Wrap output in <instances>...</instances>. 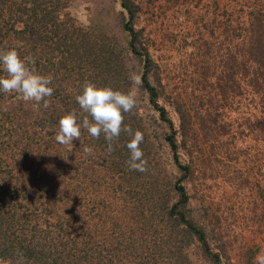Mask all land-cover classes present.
Listing matches in <instances>:
<instances>
[{
    "label": "trees",
    "instance_id": "trees-1",
    "mask_svg": "<svg viewBox=\"0 0 264 264\" xmlns=\"http://www.w3.org/2000/svg\"><path fill=\"white\" fill-rule=\"evenodd\" d=\"M259 1L261 6H254L249 21L247 15L219 10L213 31H220V20H226L227 59L223 61L225 74L217 78V89L223 99L229 94L244 105L248 135L258 138L263 147L264 0ZM120 2L128 33L123 52L81 33L62 10L63 0H0V50L15 49L21 59L33 57L35 71L51 75L50 86L54 88V94L47 98L50 107L41 103L39 110L16 93L0 92V258L11 264H231L216 226L208 231L209 225L198 221L191 210L189 186L195 162L182 152L193 111L170 103L178 117L175 122L161 105L165 86L144 30L138 29L142 7L135 0ZM125 53L142 63L143 89L160 112L168 130L165 141L181 174L169 183L166 201L173 196L170 204H164V231L160 233L144 232L149 219L143 194L137 192L143 175L153 171L144 153L145 138L140 148L147 171H134L127 163L131 135L122 131L109 154L103 134L97 139L81 128L82 139L76 142L90 144L95 152L90 165L99 169L98 173L95 169L92 186L87 183L86 187L81 153L70 156L69 146L54 139L62 116L75 112L82 122L87 115L80 106L71 107L82 93L71 90L72 82L95 78L121 86L128 78ZM3 75L6 73L0 68ZM214 117L220 119L217 108ZM151 185L154 188L155 184ZM130 197L135 199L132 203ZM85 200L92 218L87 217ZM163 211L151 210L150 220L157 224V213ZM136 234L144 239L140 247L133 246Z\"/></svg>",
    "mask_w": 264,
    "mask_h": 264
},
{
    "label": "rangeland",
    "instance_id": "rangeland-1",
    "mask_svg": "<svg viewBox=\"0 0 264 264\" xmlns=\"http://www.w3.org/2000/svg\"><path fill=\"white\" fill-rule=\"evenodd\" d=\"M62 10L74 20L81 33L100 40L107 47L119 52L126 51L128 33L124 28V16L120 0H63ZM142 7L138 29H143L148 39L149 51L157 64L165 96V106L171 118L177 122L174 103L190 108L192 120L188 121L185 150L182 153L193 157L194 176L189 186L191 210L196 219L208 224V231L216 226L217 235L222 237L231 264H258L256 257L264 252V146L254 136L248 135L246 110L240 100L223 96L217 89V78L224 75L223 61L227 59L225 19L220 20L222 28L215 30L218 22L215 14L236 12L246 16L254 6H261L259 0H135ZM263 1V0H262ZM125 82L121 86L111 85L105 80L91 79L88 82L97 87H111L127 93L132 87L130 75L140 77L136 86L137 107L125 113L126 126L139 130L145 138L152 172L143 175L137 192L143 194L145 215L149 221L144 232H163L162 218L164 204H170L173 194L166 201L169 183L180 177L174 164L173 154L165 141L168 131L160 118V112L153 106L142 86V63L125 53ZM85 81H73L76 93L82 92ZM75 86L73 87V85ZM170 100V102H167ZM211 100V102H210ZM176 105V106H177ZM71 107H79L74 101ZM220 119H215V109ZM128 135V134H127ZM130 136V135H128ZM82 139V137H81ZM90 139V138H89ZM87 140V139H86ZM85 141L79 145L76 140L69 146L70 156L81 153L85 171V187L92 186L97 166L90 165L95 155L83 151ZM90 145V144H89ZM88 145V146H89ZM102 154V153H101ZM184 157L183 160H186ZM155 162V165H154ZM99 172V169L97 173ZM96 173V175H97ZM103 175V173H102ZM90 180V182H88ZM158 183V184H156ZM151 184L154 188H152ZM91 199V196H86ZM135 199L130 197V203ZM85 207L87 217L92 218L89 206ZM156 212V223L150 220L151 210ZM85 212V213H86ZM93 226V225H92ZM91 226V227H92ZM90 227V228H91ZM89 228V232H90ZM105 228H109V225ZM93 227L91 228L92 231ZM98 233H102L99 224ZM142 233V231H141ZM96 235V233H92ZM134 245L144 243L137 234L132 236Z\"/></svg>",
    "mask_w": 264,
    "mask_h": 264
},
{
    "label": "clouds",
    "instance_id": "clouds-1",
    "mask_svg": "<svg viewBox=\"0 0 264 264\" xmlns=\"http://www.w3.org/2000/svg\"><path fill=\"white\" fill-rule=\"evenodd\" d=\"M32 65L33 67H29ZM35 59L31 56L21 59L15 49L0 50V68L6 75L0 76V92L16 93L18 98L26 104L33 103L34 110H39L41 103L44 108L50 107V98L54 94L51 75H40L34 68ZM133 87L127 92L113 90L111 87H97L91 82H85L82 93L75 97L85 115L82 122H78L75 112L62 116L58 124V132L54 139L61 145L73 146L74 140L81 139V128L87 130L90 136L99 138L104 135L107 141V152L114 151L112 142L118 139L121 132L132 136L127 143L130 158L128 166L134 171H147V162L143 160V151L140 144L143 142V133L139 130L133 133L130 126L124 125V113L131 112L137 107L136 86L140 77L135 73L130 75ZM90 117V119H89ZM83 151L92 154L93 149L83 147ZM256 260L264 264V252ZM0 264H11V261L0 258Z\"/></svg>",
    "mask_w": 264,
    "mask_h": 264
}]
</instances>
